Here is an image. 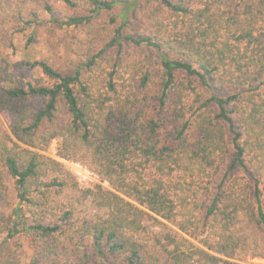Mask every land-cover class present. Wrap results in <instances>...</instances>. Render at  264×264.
Returning a JSON list of instances; mask_svg holds the SVG:
<instances>
[{
    "label": "trees",
    "instance_id": "obj_1",
    "mask_svg": "<svg viewBox=\"0 0 264 264\" xmlns=\"http://www.w3.org/2000/svg\"><path fill=\"white\" fill-rule=\"evenodd\" d=\"M84 1L88 13L61 24L108 19L114 35L98 56L63 69L26 62L43 80H20L0 61V200L9 176L18 201L0 209V263L23 241L28 264L264 260V0ZM126 45L142 47L127 68L142 91L159 87L158 104L92 76L108 48ZM54 140L59 158L109 188L80 189L43 154ZM68 190L72 200L58 203ZM74 201L90 213L77 216ZM152 215L177 231L150 245Z\"/></svg>",
    "mask_w": 264,
    "mask_h": 264
},
{
    "label": "rangeland",
    "instance_id": "obj_2",
    "mask_svg": "<svg viewBox=\"0 0 264 264\" xmlns=\"http://www.w3.org/2000/svg\"><path fill=\"white\" fill-rule=\"evenodd\" d=\"M194 8H198L205 0H189ZM89 6L84 0H0V61L6 59L10 62L13 73L20 79L43 80L44 77L38 70H32L26 62L47 61L54 68L63 69L65 65L71 64L76 67L79 63L87 61L93 55H97L108 47L109 41L114 35L115 26L108 19L102 17L93 21L85 27H67L61 24L69 17H81L88 13ZM142 47H131L126 45L122 55L117 50L108 48L103 58L92 67V76L98 77L104 82L112 81L113 84L123 90L131 92H144L140 89L139 77L135 81L132 77L128 64L134 60H140ZM118 73H114V71ZM114 75H111V74ZM126 84V86H124ZM159 87L149 85L144 94H139L138 104H158L155 95ZM3 126L5 121L2 118ZM58 142L54 140L46 156L64 164L66 169L75 176L79 188L85 190L96 184H102L109 188L107 183H101L99 178L88 168L76 162H69L57 156ZM77 165L92 173L87 179H80L76 174ZM230 167L228 161L224 170ZM10 191L8 197L0 200V209L11 213L17 205L15 183L9 176L6 177ZM253 184L255 181L250 180ZM73 183V182H72ZM264 186L263 184L261 187ZM263 188V187H262ZM66 198L57 197V202L72 200V191H66ZM77 216L90 213L89 206L77 205ZM145 220L146 233L144 239L152 245L155 238H163L167 232L177 231V228L155 216ZM51 221V220H50ZM49 222V220L47 221ZM6 244L0 239V261ZM33 252L28 243L18 251L13 252L6 264H28ZM247 264H264V260L249 258ZM1 264V263H0Z\"/></svg>",
    "mask_w": 264,
    "mask_h": 264
},
{
    "label": "built area",
    "instance_id": "obj_3",
    "mask_svg": "<svg viewBox=\"0 0 264 264\" xmlns=\"http://www.w3.org/2000/svg\"><path fill=\"white\" fill-rule=\"evenodd\" d=\"M76 174L80 179H87L88 176H92V173L90 171H88L87 169H83V167L80 165H77Z\"/></svg>",
    "mask_w": 264,
    "mask_h": 264
}]
</instances>
